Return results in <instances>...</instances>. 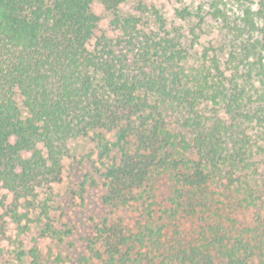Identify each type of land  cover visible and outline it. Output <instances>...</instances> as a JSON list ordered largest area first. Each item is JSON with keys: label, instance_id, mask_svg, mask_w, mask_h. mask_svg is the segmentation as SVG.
<instances>
[{"label": "trees", "instance_id": "trees-1", "mask_svg": "<svg viewBox=\"0 0 264 264\" xmlns=\"http://www.w3.org/2000/svg\"><path fill=\"white\" fill-rule=\"evenodd\" d=\"M127 1L0 0V183L23 208L19 233L33 222L61 238L41 194L82 139L108 208L89 240L97 264H264V0L233 17L211 4L221 41L198 51ZM94 3L115 34H98Z\"/></svg>", "mask_w": 264, "mask_h": 264}, {"label": "rangeland", "instance_id": "rangeland-1", "mask_svg": "<svg viewBox=\"0 0 264 264\" xmlns=\"http://www.w3.org/2000/svg\"><path fill=\"white\" fill-rule=\"evenodd\" d=\"M258 0H144L147 5L156 7L166 20L167 27L180 26L184 42L193 43V49L201 50L202 46L213 41L219 43L221 34L218 23L211 15V4L217 3L231 17L239 13L242 5L256 8ZM135 4L128 0L122 5V11L134 12ZM188 9L190 15L182 19L177 10ZM92 11L98 16V34L113 35L110 20L112 14L100 3L92 4ZM17 103L23 111L20 98ZM24 114V111H23ZM69 153L62 159V173L58 181L51 183L46 193L41 194L49 205L53 225L60 234V239L39 237L34 223L31 230L19 233L14 213H21L23 208L14 201L12 194L0 183V227L5 236L0 239V264H35L30 249L37 247L42 256V264H97L90 250V238L93 225L108 211L102 203L104 188L96 170L94 143L89 140L74 139L69 142ZM96 184H90L91 179ZM84 186L81 187V184ZM169 179L166 175L156 179L158 200L169 190ZM82 188V189H81ZM125 220L128 215L121 213ZM35 214L30 213L34 219ZM29 223L26 218L21 225Z\"/></svg>", "mask_w": 264, "mask_h": 264}]
</instances>
